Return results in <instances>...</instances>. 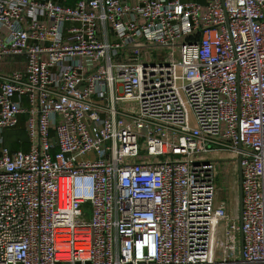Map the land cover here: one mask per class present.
Segmentation results:
<instances>
[{
  "label": "built area",
  "instance_id": "obj_1",
  "mask_svg": "<svg viewBox=\"0 0 264 264\" xmlns=\"http://www.w3.org/2000/svg\"><path fill=\"white\" fill-rule=\"evenodd\" d=\"M10 59L0 264H264V0H0Z\"/></svg>",
  "mask_w": 264,
  "mask_h": 264
},
{
  "label": "rangeland",
  "instance_id": "obj_2",
  "mask_svg": "<svg viewBox=\"0 0 264 264\" xmlns=\"http://www.w3.org/2000/svg\"><path fill=\"white\" fill-rule=\"evenodd\" d=\"M147 47L152 50V51H145L144 52V58H146L147 54H150L151 58H156L158 62H161L163 60V51L162 49L154 46V45H147ZM143 62V60H141ZM147 61V59L145 60ZM152 62V60H150ZM18 62V59H10L2 64H0V71L2 69L4 70L5 68L12 70L15 68V64ZM129 106L128 105H121L119 108L122 110L127 109ZM23 132H20V130H11V131H2L0 133V139L3 141V144L6 146H11L13 149H23V151H28V140L25 138L26 135H24V129L22 128ZM15 142V143H14ZM23 144V147H22ZM216 157V156H215ZM218 158V157H216ZM218 163L216 165V176H215V184L218 187L219 191L222 193H226V186H225V181H226V170H228V165L229 163L227 161L223 160H217ZM227 202V198H226Z\"/></svg>",
  "mask_w": 264,
  "mask_h": 264
},
{
  "label": "trees",
  "instance_id": "obj_3",
  "mask_svg": "<svg viewBox=\"0 0 264 264\" xmlns=\"http://www.w3.org/2000/svg\"><path fill=\"white\" fill-rule=\"evenodd\" d=\"M23 124H24V117L23 116H21V117H19V123H18V126H17V128L16 129H18V130H20V132H23V130H22V128H23ZM16 129H14V130H16ZM24 135H25V133H24ZM25 138H26V136H25ZM15 143V142H14ZM8 147L10 148V150L11 151H15V150H17V149H13L11 146H9L8 145ZM22 147H23V144H22ZM25 150V148H22V150ZM26 152V151H25Z\"/></svg>",
  "mask_w": 264,
  "mask_h": 264
},
{
  "label": "water",
  "instance_id": "obj_4",
  "mask_svg": "<svg viewBox=\"0 0 264 264\" xmlns=\"http://www.w3.org/2000/svg\"><path fill=\"white\" fill-rule=\"evenodd\" d=\"M239 178H240V173H239ZM242 211V204H241V188H240V182H239V212L241 213ZM240 239L242 241V235H240Z\"/></svg>",
  "mask_w": 264,
  "mask_h": 264
}]
</instances>
